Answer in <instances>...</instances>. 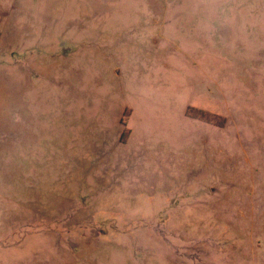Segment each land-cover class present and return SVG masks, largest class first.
<instances>
[{
  "label": "rangeland",
  "instance_id": "obj_1",
  "mask_svg": "<svg viewBox=\"0 0 264 264\" xmlns=\"http://www.w3.org/2000/svg\"><path fill=\"white\" fill-rule=\"evenodd\" d=\"M0 264H264V0H0Z\"/></svg>",
  "mask_w": 264,
  "mask_h": 264
},
{
  "label": "trees",
  "instance_id": "obj_2",
  "mask_svg": "<svg viewBox=\"0 0 264 264\" xmlns=\"http://www.w3.org/2000/svg\"><path fill=\"white\" fill-rule=\"evenodd\" d=\"M187 115L192 117V118H195V119H198V120H201L203 122H208V123H212V122H215V119L212 118L210 115L206 114V113H203L201 111H188L187 112ZM126 133H123L122 135V139H124V136H125Z\"/></svg>",
  "mask_w": 264,
  "mask_h": 264
}]
</instances>
